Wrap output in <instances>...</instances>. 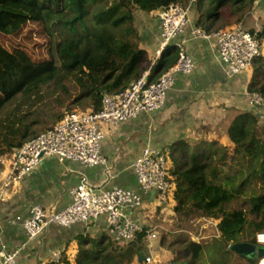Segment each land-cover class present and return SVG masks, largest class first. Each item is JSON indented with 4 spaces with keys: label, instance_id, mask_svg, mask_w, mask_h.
<instances>
[{
    "label": "trees",
    "instance_id": "trees-1",
    "mask_svg": "<svg viewBox=\"0 0 264 264\" xmlns=\"http://www.w3.org/2000/svg\"><path fill=\"white\" fill-rule=\"evenodd\" d=\"M172 3L193 4L199 13L198 26L207 32L220 30L226 8L243 22L256 5L255 0H0V155L15 152L26 141L53 128L77 111L83 101V111H99L106 93L126 89L147 70L151 71L150 82L156 81L173 67L179 48L168 46L152 60L147 49L132 39L138 34L134 25L137 11L151 13ZM250 31L264 41V18L259 30ZM19 34L27 43L36 44L35 53L20 46L12 51L5 47L7 39ZM253 68L249 91L264 97V54L254 60ZM69 81L75 82L79 94L64 108L76 94ZM56 91L62 96L55 97L54 104L62 109L51 126L38 130L36 126L43 121L33 108L41 102L52 105L48 95ZM260 107L251 106L230 121L227 136L231 146L218 140L185 139L170 151V181L176 201L174 229L183 230L184 224L201 217L221 219L218 229L225 254L235 253L229 248L231 241L257 245L255 236L264 230V191L256 194L255 189L248 208L233 206L245 185L264 181ZM229 159L241 168L223 182L220 175ZM249 215L255 220L249 222ZM149 232V227H143L134 241L125 244L110 235L84 236L80 242L84 257L78 264H132L147 254ZM244 233L247 236L242 238ZM179 243L180 248L169 244L175 255L183 251L182 258H174L171 264L200 261L205 247L202 243L188 236H182Z\"/></svg>",
    "mask_w": 264,
    "mask_h": 264
},
{
    "label": "crops",
    "instance_id": "crops-1",
    "mask_svg": "<svg viewBox=\"0 0 264 264\" xmlns=\"http://www.w3.org/2000/svg\"><path fill=\"white\" fill-rule=\"evenodd\" d=\"M139 13L142 16V47L155 60L154 55L161 49L162 43L158 21L153 12ZM252 16L262 26L264 0H259ZM188 19L184 31L175 38L172 46L180 51L185 50L193 58L194 71L176 75V82L168 93L163 109L143 112L118 125L105 126L102 153L108 160L107 164L85 166L70 160L47 157L11 186L6 200L0 202V245L6 243L10 251L26 245L17 256L16 264H78L84 257L80 248L82 237L100 238L109 235L105 216L70 227L53 224L35 240H29L23 223L16 221L18 216L28 218L34 205L55 211L64 209L71 201V188L83 177L92 184H104L105 187L132 188L137 186L133 164L148 144L167 152L185 139L190 142L218 140L231 146L227 128L239 112L251 108L249 86L253 70L229 75L216 53L214 41L194 33L197 28L206 30L198 26L199 13L193 4ZM243 22L237 18L234 24L222 20L219 25H223L220 29H224ZM260 110L263 114L264 108ZM13 153L0 155L4 158L0 163V181L10 167ZM144 199V207L133 213L137 222L142 227H149L150 231H157L161 226L166 229L165 234L168 236L177 235L174 225L169 224L175 217L174 195L167 203H160L154 192L144 196ZM168 224L172 225L170 229H167ZM160 240L163 242L164 237L156 241L155 247ZM58 251L62 257L59 262L54 259V252ZM174 256V253L168 255L169 262ZM132 264L146 263L138 260Z\"/></svg>",
    "mask_w": 264,
    "mask_h": 264
},
{
    "label": "built area",
    "instance_id": "built-area-1",
    "mask_svg": "<svg viewBox=\"0 0 264 264\" xmlns=\"http://www.w3.org/2000/svg\"><path fill=\"white\" fill-rule=\"evenodd\" d=\"M255 1L257 5L259 0ZM191 7L192 4L183 6L172 3L153 11L162 42L157 57L184 31ZM194 33L214 41L216 53L231 76L250 70L254 60L263 55L261 41L243 24L214 32L197 28ZM194 69L193 58L185 50H181L177 63L156 81L150 82L151 71L147 70L126 89L106 93L99 111H75L66 115L53 128L26 141L13 153L10 167L0 181V202L6 200L14 183L47 157H56L60 161L70 160L85 166L107 164L108 160L102 153L105 126L118 125L138 117L143 112L151 113L163 109L168 93L176 82V75L191 74ZM263 104L264 97L259 92L251 93L250 106L260 107ZM170 158V152L148 144L133 164L136 187H105L104 184H92L83 177L71 188V201L64 209L55 211L34 205L28 218L18 216L16 221L23 223L28 239L35 240L53 224L70 227L76 223L87 224L105 216L108 234L114 241L122 244L134 241L143 227L134 218L133 213L144 207V196L154 192L160 203H167L174 195V185L170 181ZM3 159L0 156V163ZM159 239V232H149L148 252L144 260L146 264H155L153 249ZM255 240L258 246L264 247V230L256 234ZM25 246L23 244L21 249L10 251L7 244L2 243L0 264H16L17 256ZM61 258L60 251L54 252L57 262ZM257 264H264V255L259 258Z\"/></svg>",
    "mask_w": 264,
    "mask_h": 264
},
{
    "label": "rangeland",
    "instance_id": "rangeland-1",
    "mask_svg": "<svg viewBox=\"0 0 264 264\" xmlns=\"http://www.w3.org/2000/svg\"><path fill=\"white\" fill-rule=\"evenodd\" d=\"M252 15L250 17H248L245 22H243L244 23L243 25L249 30H251V29L259 30L262 27L260 24L261 22L259 20H257L256 18H253ZM236 16L234 14H232L228 8H226L224 10L223 22H228V24L233 22V24H234V21H236V19L238 18V15H236ZM136 17H137V20H136L134 25L136 26V28L138 30V34L136 35V37H133L132 39H133V41L140 42L141 45H143L144 41H143V38H142L141 33H140L142 16L139 13V11L136 12ZM226 26H228V25H226ZM261 44H262V49H263V54H264V41H262ZM5 45H6L5 47L7 49H9V51H12V49L14 47L20 46V47L28 50L31 53L36 52V49H35L36 44L35 43H27L25 41L23 34L11 36L9 40L7 39ZM43 46L46 47V45H42V47ZM157 56H158V52L154 55L155 58H153V59L156 60L157 58L160 57V56L159 57H157ZM5 69H6V67H4V70ZM253 69L254 68L252 67L250 70H253ZM69 85L71 86V88L73 90H75V92H73V93H76V94L73 95L74 98L72 100H68L65 103L64 108L70 106L71 103L74 102V100H76L77 95L79 94V93H77L78 89L77 90L74 89L76 86L75 82H70ZM59 95L62 96L60 91L52 92L51 94L48 95L47 100L50 101L52 103V105L47 106V105H45L44 102L35 104V106H34L35 108H33V109L38 110V112L40 114V118L43 121L42 123H40L39 125L36 126V128L38 130H41L42 128L51 126L54 123V121L57 119L58 112H60L62 108H60L54 104V98L59 96ZM84 103H86V102L83 101V104L77 106L75 109L77 111L78 110H80V111L85 110L86 105ZM53 104H54V106H53ZM261 108H264V104L262 105V107H260V109ZM23 109L25 110V112L27 111V107H24ZM259 112H260V116L263 118L262 120H264V113L261 114V110ZM170 160L173 163L172 157L170 158ZM240 168H241V166H239L237 164V161H231L229 159L228 162L226 164H224L222 173L220 175L222 181L223 182L226 181L225 180L226 176L235 175L237 170ZM1 180H2V177H1ZM255 189H256V191H255ZM263 189H264V181L262 179L255 180L254 183L251 184V186L245 185L243 192L235 199L233 206L248 208L249 202L251 200V196L254 193V191L256 192V194H260V193H263V191H264ZM195 218H197V217H195ZM248 220H249V222H252L253 220H255V216L249 215ZM220 221H221V219H215V218H209V219L204 218V217L197 218V219H195V222H193V223L184 224L185 228L183 230L174 231L177 235L181 236V238L177 239V240L174 238V234H172L171 236H168L167 234H165L166 229L162 228L161 226L158 227L157 231H159V233H160V239H163V237H164V242H162L160 240L162 243L159 242L157 247H155V249H153V252L155 255V260H156L155 264H171V262H169V260H168V255H170V253L173 254V251L169 248V244L172 243L173 247L176 246L177 248H180L179 242L182 239V236L183 237L188 236L192 240L200 242L205 246L203 253H202V257L200 259L202 264H254V262L256 264L258 261V256H260L261 252L264 251V247L261 245L257 246L259 251L256 252V254H254L252 257L246 256L247 258H245L244 256L239 255L237 253L225 254L222 252L221 248L223 249L224 243L220 240L221 232H219V229L217 226V223H219ZM171 222L172 223H169V224L174 225V221L172 220ZM171 226L169 225L167 227V229L168 228L170 229ZM246 229L248 230V228H246ZM246 236H247L246 233L241 235L242 238H245ZM230 243L233 244L234 242L231 241ZM182 256H183V251H180L179 255L178 256L175 255L174 258H176V257L182 258ZM81 260H83V258H81ZM138 260H139V258L137 257L134 260V262H136ZM199 262L197 261V262H195V264H199Z\"/></svg>",
    "mask_w": 264,
    "mask_h": 264
},
{
    "label": "water",
    "instance_id": "water-1",
    "mask_svg": "<svg viewBox=\"0 0 264 264\" xmlns=\"http://www.w3.org/2000/svg\"><path fill=\"white\" fill-rule=\"evenodd\" d=\"M229 248L239 255H244L247 257H252L256 252H258V247L256 244L251 242H238L233 243L229 246ZM264 255V251L261 252L260 256ZM146 259V255H142L139 257L140 261H144Z\"/></svg>",
    "mask_w": 264,
    "mask_h": 264
},
{
    "label": "clouds",
    "instance_id": "clouds-1",
    "mask_svg": "<svg viewBox=\"0 0 264 264\" xmlns=\"http://www.w3.org/2000/svg\"><path fill=\"white\" fill-rule=\"evenodd\" d=\"M258 246V245H257Z\"/></svg>",
    "mask_w": 264,
    "mask_h": 264
}]
</instances>
